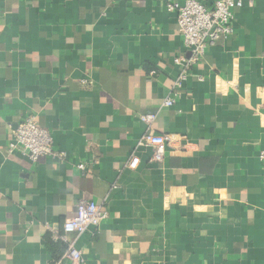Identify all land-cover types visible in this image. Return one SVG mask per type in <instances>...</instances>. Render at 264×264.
I'll return each mask as SVG.
<instances>
[{
	"label": "crops",
	"instance_id": "crops-1",
	"mask_svg": "<svg viewBox=\"0 0 264 264\" xmlns=\"http://www.w3.org/2000/svg\"><path fill=\"white\" fill-rule=\"evenodd\" d=\"M185 1L0 0V264L58 262L46 236L80 200L108 213L67 236L84 264H264V0L176 90ZM28 116L61 158L7 153ZM148 131L170 138L159 164Z\"/></svg>",
	"mask_w": 264,
	"mask_h": 264
},
{
	"label": "built area",
	"instance_id": "built-area-1",
	"mask_svg": "<svg viewBox=\"0 0 264 264\" xmlns=\"http://www.w3.org/2000/svg\"><path fill=\"white\" fill-rule=\"evenodd\" d=\"M244 1L213 0L210 7L204 6L197 0H186L183 4H167L169 11L177 13L178 34L189 54L188 57L179 56L173 59V63L182 68L175 84L176 90L187 79L189 68L200 61L206 49L216 45L220 38L225 39L231 35L233 12L236 8H242ZM177 95L178 93L174 91L171 98L164 102V106L171 107L174 102L173 97ZM155 118V114L141 115L140 121L150 127ZM169 142V136L156 135L148 131L140 139L138 145L150 147L152 150L151 162L159 164L164 159ZM15 152L25 154L33 162L41 157L55 159L63 156V154L54 151L51 133L47 129L39 127L34 116L23 119L12 132L7 144V153ZM258 158L264 168V151L259 153ZM137 163L138 159L132 157L128 167L135 169ZM79 168L83 167L79 166ZM262 184L264 187V175ZM107 218L108 213L102 206L94 202L80 200L76 205V213L73 217L66 219L59 230L50 228L54 241L68 244L65 254L55 264H84L81 252L74 247V242H68L67 236L69 234L80 236L89 228H97Z\"/></svg>",
	"mask_w": 264,
	"mask_h": 264
},
{
	"label": "trees",
	"instance_id": "trees-1",
	"mask_svg": "<svg viewBox=\"0 0 264 264\" xmlns=\"http://www.w3.org/2000/svg\"><path fill=\"white\" fill-rule=\"evenodd\" d=\"M45 241L48 250L51 252L53 261H57L58 258L63 254L67 244L62 241H54L50 233L47 234Z\"/></svg>",
	"mask_w": 264,
	"mask_h": 264
}]
</instances>
